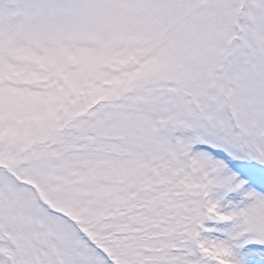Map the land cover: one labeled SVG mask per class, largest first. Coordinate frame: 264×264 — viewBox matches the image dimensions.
<instances>
[{
	"label": "snow or ice",
	"instance_id": "obj_1",
	"mask_svg": "<svg viewBox=\"0 0 264 264\" xmlns=\"http://www.w3.org/2000/svg\"><path fill=\"white\" fill-rule=\"evenodd\" d=\"M0 264H264V0H0Z\"/></svg>",
	"mask_w": 264,
	"mask_h": 264
}]
</instances>
